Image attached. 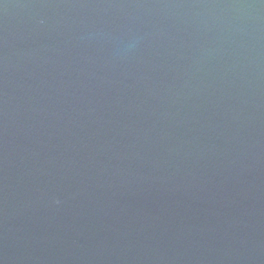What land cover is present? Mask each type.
<instances>
[{"label": "water", "instance_id": "obj_1", "mask_svg": "<svg viewBox=\"0 0 264 264\" xmlns=\"http://www.w3.org/2000/svg\"><path fill=\"white\" fill-rule=\"evenodd\" d=\"M0 264H264V0H0Z\"/></svg>", "mask_w": 264, "mask_h": 264}]
</instances>
